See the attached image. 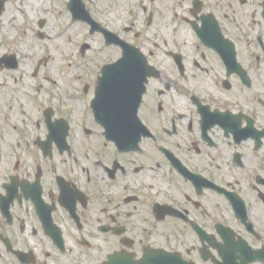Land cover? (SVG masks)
I'll use <instances>...</instances> for the list:
<instances>
[{
  "label": "flooded vegetation",
  "instance_id": "1",
  "mask_svg": "<svg viewBox=\"0 0 264 264\" xmlns=\"http://www.w3.org/2000/svg\"><path fill=\"white\" fill-rule=\"evenodd\" d=\"M82 1L146 89L95 109L123 44L73 13L105 62L42 101L0 81V264H264V0Z\"/></svg>",
  "mask_w": 264,
  "mask_h": 264
},
{
  "label": "rangeland",
  "instance_id": "2",
  "mask_svg": "<svg viewBox=\"0 0 264 264\" xmlns=\"http://www.w3.org/2000/svg\"><path fill=\"white\" fill-rule=\"evenodd\" d=\"M66 1H8L7 10L0 16V56L15 54L21 66L18 71L3 70L0 81L7 85L34 86L31 94L39 100L46 96L61 97L74 73L94 71L107 60V55L99 61H90L88 57L81 56V44L87 37L86 30L84 26L71 21ZM17 5L23 9L22 14ZM41 19L46 21L44 28L38 25ZM40 32H44V37L39 36ZM97 44L98 41L92 42V45ZM41 60L43 65L38 77L34 79L33 73ZM18 94L21 95L20 92ZM28 116L27 111L20 122L23 124L26 120L28 124Z\"/></svg>",
  "mask_w": 264,
  "mask_h": 264
},
{
  "label": "water",
  "instance_id": "3",
  "mask_svg": "<svg viewBox=\"0 0 264 264\" xmlns=\"http://www.w3.org/2000/svg\"><path fill=\"white\" fill-rule=\"evenodd\" d=\"M6 0H0V15L5 10L4 4ZM69 9L73 13L80 14V17H85L84 4L80 0H71ZM44 21H41V25ZM130 55L124 56L116 64L106 65L103 69V78L99 85V103L105 93H111L112 98L118 100L119 103L126 104V107L131 108L135 113L139 109V104L142 99V94L145 91L144 83L147 79L146 64L142 56L133 48L126 47ZM124 51V52H125ZM127 61H131V70L126 74L125 70L129 66ZM136 61V62H135ZM6 64L8 68L15 67L17 60L15 56L0 57V66Z\"/></svg>",
  "mask_w": 264,
  "mask_h": 264
},
{
  "label": "bare ground",
  "instance_id": "4",
  "mask_svg": "<svg viewBox=\"0 0 264 264\" xmlns=\"http://www.w3.org/2000/svg\"><path fill=\"white\" fill-rule=\"evenodd\" d=\"M29 1L33 3L34 0H29ZM17 6H18V9H19L20 13L22 14L23 13V9L21 8V6H19V5H17Z\"/></svg>",
  "mask_w": 264,
  "mask_h": 264
}]
</instances>
